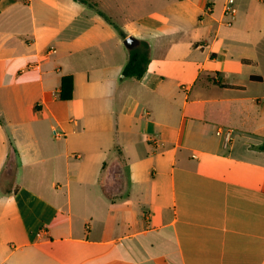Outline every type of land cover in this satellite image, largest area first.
<instances>
[{
  "label": "crops",
  "instance_id": "1",
  "mask_svg": "<svg viewBox=\"0 0 264 264\" xmlns=\"http://www.w3.org/2000/svg\"><path fill=\"white\" fill-rule=\"evenodd\" d=\"M90 1L0 0V264H264V0Z\"/></svg>",
  "mask_w": 264,
  "mask_h": 264
},
{
  "label": "trees",
  "instance_id": "2",
  "mask_svg": "<svg viewBox=\"0 0 264 264\" xmlns=\"http://www.w3.org/2000/svg\"><path fill=\"white\" fill-rule=\"evenodd\" d=\"M75 1L80 2L82 4L93 5V3H91L90 0H75ZM142 46L144 49H147V45L145 43H142ZM147 61H148L147 51L131 50L129 53L128 62L122 70L123 76L131 77V78H140L145 71ZM69 82L71 83V79L69 77H64L61 80V91L59 97L62 100L70 98L71 88L68 89V93L65 90L67 87V83L69 84Z\"/></svg>",
  "mask_w": 264,
  "mask_h": 264
},
{
  "label": "built area",
  "instance_id": "3",
  "mask_svg": "<svg viewBox=\"0 0 264 264\" xmlns=\"http://www.w3.org/2000/svg\"><path fill=\"white\" fill-rule=\"evenodd\" d=\"M235 13H236V9L234 7V0H227L223 8V17L227 19L225 21L226 25L231 24V21L234 19ZM216 134L220 136L224 144H227V145L230 144V142L232 141L234 137L233 131L228 128L218 129L216 131Z\"/></svg>",
  "mask_w": 264,
  "mask_h": 264
},
{
  "label": "rangeland",
  "instance_id": "4",
  "mask_svg": "<svg viewBox=\"0 0 264 264\" xmlns=\"http://www.w3.org/2000/svg\"><path fill=\"white\" fill-rule=\"evenodd\" d=\"M114 166H112V172H113V177L114 179H111L110 181L106 182L104 181V188L105 189H110L112 187H117V182H119V173H120V164H113ZM105 180V179H104Z\"/></svg>",
  "mask_w": 264,
  "mask_h": 264
},
{
  "label": "water",
  "instance_id": "5",
  "mask_svg": "<svg viewBox=\"0 0 264 264\" xmlns=\"http://www.w3.org/2000/svg\"><path fill=\"white\" fill-rule=\"evenodd\" d=\"M135 43L136 41L133 37H127L124 41V45L127 48H132Z\"/></svg>",
  "mask_w": 264,
  "mask_h": 264
}]
</instances>
